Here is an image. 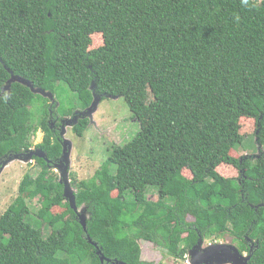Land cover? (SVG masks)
I'll return each mask as SVG.
<instances>
[{
  "label": "trees",
  "instance_id": "obj_1",
  "mask_svg": "<svg viewBox=\"0 0 264 264\" xmlns=\"http://www.w3.org/2000/svg\"><path fill=\"white\" fill-rule=\"evenodd\" d=\"M27 83L76 93L81 108L66 115H78L77 137L94 95L123 97L140 122L93 177L70 174L87 232L50 174L63 147L49 124L65 119ZM251 136L264 149V0H0V166L31 147L48 160L0 213V264H102L87 236L110 260L154 264L146 241L181 261L200 236L223 235L241 253L255 244L249 264H264L263 151L232 156ZM37 198L39 216L60 224L46 237L26 220Z\"/></svg>",
  "mask_w": 264,
  "mask_h": 264
},
{
  "label": "rangeland",
  "instance_id": "obj_2",
  "mask_svg": "<svg viewBox=\"0 0 264 264\" xmlns=\"http://www.w3.org/2000/svg\"><path fill=\"white\" fill-rule=\"evenodd\" d=\"M97 45H99L98 37L93 35L90 48H94ZM32 86L34 89L46 91L39 86H34L33 83ZM53 97L54 98L50 100L48 99V101L50 103H56L55 111L64 119L67 117V111L73 110L74 112L81 108L76 93L71 91L65 83L57 84L55 91L53 92ZM34 108L35 120L37 121L40 116L39 105H36ZM72 117L73 116L67 117L64 124H66L67 121L72 122ZM90 119L91 123L83 137H77L73 133L71 125H66V134L64 135L67 140L71 141L72 145L69 158L70 163L67 167L68 171L70 174L74 172L79 179L93 177L104 160H106L108 153L107 149H110L112 144L123 145L129 142L134 136H136L141 128L138 118L131 112L123 97L101 99ZM253 130L254 123L252 120H242V131L244 133H251L253 135ZM33 139L34 143L41 142L42 133L40 130L36 132ZM258 150L259 147L256 144L255 137L251 136L245 138L243 143L234 149L232 156L241 160L245 156H252L254 158L259 155V152L261 151H263L264 155V149H261V151ZM40 170V167L32 158H30L29 161L20 158L19 160L10 161L5 166L0 174V213H4L18 197L19 185L23 180V177L25 175H30L36 178L40 173ZM224 171L228 176L236 175L230 173V170L227 168ZM50 174L57 180L60 179V174L56 168L50 169ZM149 193L154 195L152 197L155 198L156 190L154 188H149ZM128 197L130 198V194H128ZM26 201L30 210V214L27 216L26 220L36 228L41 227L45 237L53 230L60 227V224L50 225L48 217L39 216V211L42 209L43 205L38 198ZM204 241V247L210 243L217 242L230 244L238 248L236 242H234L233 238L229 235H223L216 241L210 239ZM140 242L142 249L148 254V257L146 258L147 261H151L154 264H188L186 262L188 257L181 261L175 260L166 255V251L162 246L146 241ZM249 244L250 249L255 248L251 247V242H249ZM242 254L244 255L245 253ZM216 262L219 264L222 261L218 260Z\"/></svg>",
  "mask_w": 264,
  "mask_h": 264
},
{
  "label": "water",
  "instance_id": "obj_3",
  "mask_svg": "<svg viewBox=\"0 0 264 264\" xmlns=\"http://www.w3.org/2000/svg\"><path fill=\"white\" fill-rule=\"evenodd\" d=\"M28 86L31 88L32 92L38 93L42 96H47L50 99L53 98V95L49 92L41 91L38 89H34L31 83H27ZM7 88V87H6ZM109 98H118V97H109ZM99 101H101V96L94 95V99L91 103V105L83 112L80 113L81 117H88L91 118L92 113L96 110L97 105L99 104ZM72 122L67 121L66 124L65 120L62 121V128L60 131L61 137H62V155L60 159H58L54 163H49V168H56L57 171L60 174L59 183L63 185V196L68 201L70 207L77 213L79 217V222L83 227V230L87 232V212L83 208L78 209L76 205V200L74 196V189L71 185V179H70V173L68 171V166L70 163V155L72 150L71 141L67 140L64 135L66 134V125H71L73 127L78 119V115L75 113L72 117ZM91 120V119H90ZM33 153H16L13 155H10L6 160L3 161L2 166H0V174L5 168V166L10 162L14 160H19L20 158H24L25 161H29L30 158H32ZM39 156H44L43 154H39ZM87 240L89 243H91L93 246L96 247V253L99 255L101 263L102 264H127L123 261H119L117 259L110 260L104 256L102 251L98 248L97 244L91 240L89 236H87ZM204 240L200 236L196 244L189 250L187 253L188 262L189 264H217L216 261L221 260L219 264H249L250 258L252 256V249L251 252L248 255H243L239 249L235 246H232L230 244H222V243H210L207 246H203ZM225 260V261H224Z\"/></svg>",
  "mask_w": 264,
  "mask_h": 264
},
{
  "label": "flooded vegetation",
  "instance_id": "obj_4",
  "mask_svg": "<svg viewBox=\"0 0 264 264\" xmlns=\"http://www.w3.org/2000/svg\"><path fill=\"white\" fill-rule=\"evenodd\" d=\"M58 121H60V122H58ZM58 121H54L53 123H51V124H49V126L51 127V129L53 130V131H55V130H60L61 131V127H62V119L61 120H58ZM40 132L42 133V138H43V132L40 130ZM42 141V140H41ZM26 153L28 152V153H33V155H32V159H34L35 160V163L37 164V161H36V158H42V159H45L46 161H47V158H46V155H45V153L43 152V151H41L40 149H37V148H35V147H31V148H29L27 151H25ZM39 154H43L44 156H39ZM38 165V164H37ZM39 166V165H38ZM40 167V166H39ZM251 244H252V242H251ZM249 246H250V244H249ZM251 247H256V245L255 244H252L251 245ZM250 252V251H249ZM249 252L248 253H245L244 255H248L249 254Z\"/></svg>",
  "mask_w": 264,
  "mask_h": 264
},
{
  "label": "built area",
  "instance_id": "obj_5",
  "mask_svg": "<svg viewBox=\"0 0 264 264\" xmlns=\"http://www.w3.org/2000/svg\"><path fill=\"white\" fill-rule=\"evenodd\" d=\"M187 257V255L185 256V258ZM188 264H189V262H188V260L186 261Z\"/></svg>",
  "mask_w": 264,
  "mask_h": 264
},
{
  "label": "clouds",
  "instance_id": "obj_6",
  "mask_svg": "<svg viewBox=\"0 0 264 264\" xmlns=\"http://www.w3.org/2000/svg\"><path fill=\"white\" fill-rule=\"evenodd\" d=\"M66 119V118H65ZM90 119V118H89ZM36 135V134H35ZM35 137V136H34ZM34 140V139H33ZM34 144H37V143H34ZM24 153V152H23Z\"/></svg>",
  "mask_w": 264,
  "mask_h": 264
}]
</instances>
